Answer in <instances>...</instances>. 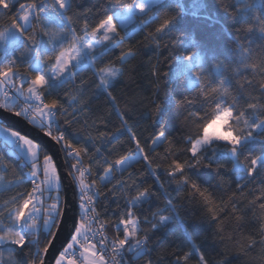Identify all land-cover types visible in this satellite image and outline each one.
<instances>
[{"label":"snow or ice","instance_id":"6c2138e0","mask_svg":"<svg viewBox=\"0 0 264 264\" xmlns=\"http://www.w3.org/2000/svg\"><path fill=\"white\" fill-rule=\"evenodd\" d=\"M0 264H264V0H0Z\"/></svg>","mask_w":264,"mask_h":264},{"label":"trees","instance_id":"16d2710c","mask_svg":"<svg viewBox=\"0 0 264 264\" xmlns=\"http://www.w3.org/2000/svg\"><path fill=\"white\" fill-rule=\"evenodd\" d=\"M227 2H231V0H227ZM151 55V53L149 54ZM145 59H147L145 57ZM139 61H134L133 62V66H138ZM147 73V68H143L140 69V75H146ZM134 79L139 80V76L137 77H133ZM144 85L147 84V81H143L142 82ZM118 96H122L123 99L120 101V107L123 109L125 102H128L130 104L131 110H132V114H133V120L130 121V123L133 125V130L137 133V135L140 137L141 142H144V139L147 137H150L154 132L159 131V128H153L152 127V123L151 120L147 118V113H148V108L147 106H141L138 103H133L134 101H139V99L141 97H148L149 96V92L144 90L143 88H137L135 86V84L132 83V79H130L129 75H126L124 78V82L122 84H120L118 86L117 89V93ZM103 104L102 101H97L96 105H101ZM94 105V106H96ZM111 111L110 107H108L106 104H104V106L101 108V112H103L105 118H109L108 117V112ZM99 115V113L97 114ZM94 118V117H93ZM113 124H118V120L115 118V116L111 117ZM176 127L179 128V122L177 121ZM175 136H179L181 133L179 131H175L172 133ZM122 142L125 145V150H127L128 147H131V144L127 138V136L122 137L121 138ZM164 150V146H162L161 148L157 149V151L159 153H163ZM143 167V164H136L135 167L133 169H130V171L136 172L139 169H141ZM117 175L119 176V172H117ZM127 173L124 174L125 179H127ZM234 179V177L232 176H227L225 177V180H227L228 182H231ZM148 182H151L150 180ZM251 187V186H250ZM233 190L234 186H233ZM134 194V193H132ZM248 191L245 190L243 196H247ZM173 195L175 196L176 194L173 193ZM243 196L241 198H243ZM110 207L112 209H115L116 206L115 204H111ZM178 224V222H177ZM179 229H182V226H178V231H177V235H179ZM211 231V230H209ZM112 234V229H109V235ZM209 232H205L201 234V239H203L205 236H208ZM157 236L159 237V234H157ZM161 240H164V245H167L170 241H172L173 239H175V237H173L172 235H169L166 239L163 237H159ZM154 239H156L154 237ZM159 242V241H157ZM195 243H200V241H195ZM162 245V246H164Z\"/></svg>","mask_w":264,"mask_h":264},{"label":"water","instance_id":"95a60500","mask_svg":"<svg viewBox=\"0 0 264 264\" xmlns=\"http://www.w3.org/2000/svg\"><path fill=\"white\" fill-rule=\"evenodd\" d=\"M9 123L10 124H15V120L14 119H10L9 120ZM17 127H23L24 128V130L25 131H31V129H30V127L29 126H21V125H16ZM33 135H35V133H32ZM38 138H40V137H38ZM48 145L49 146H51V142L50 141H48ZM59 146H55V147H53V151H56V149L58 148ZM61 156H62V153L60 154Z\"/></svg>","mask_w":264,"mask_h":264},{"label":"built area","instance_id":"2783aa9c","mask_svg":"<svg viewBox=\"0 0 264 264\" xmlns=\"http://www.w3.org/2000/svg\"><path fill=\"white\" fill-rule=\"evenodd\" d=\"M62 155H63V153H62Z\"/></svg>","mask_w":264,"mask_h":264}]
</instances>
